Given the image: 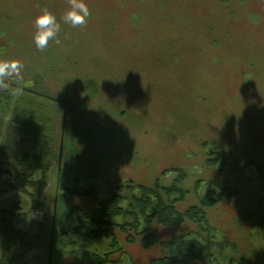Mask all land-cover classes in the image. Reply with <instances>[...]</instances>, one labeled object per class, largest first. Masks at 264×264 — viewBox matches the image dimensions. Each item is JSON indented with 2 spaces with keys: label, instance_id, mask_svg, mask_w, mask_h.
<instances>
[{
  "label": "rangeland",
  "instance_id": "1",
  "mask_svg": "<svg viewBox=\"0 0 264 264\" xmlns=\"http://www.w3.org/2000/svg\"><path fill=\"white\" fill-rule=\"evenodd\" d=\"M84 2L91 16L86 26L73 28L62 19L68 0H0V61L24 65L22 79L13 70L3 80L71 104L66 125L65 110L41 100L50 108L45 113L57 139V159L37 197L41 203L49 200L50 213L31 214L19 228L42 235L44 246L13 258L0 250V264L50 263L40 259L48 251L51 208L55 204L56 216L65 187H92L103 201L110 196L109 185L129 179L150 185L160 178L168 185L178 174L161 173L173 169L186 173L182 186L189 191L177 205L179 212L197 205L209 190L219 192L218 186L236 192L207 211L214 246L206 248L205 264H264L259 226L264 218V0ZM45 8L61 25L60 43L50 40L40 51L35 19ZM88 81L95 87H83ZM26 151L38 153L32 145ZM211 158L216 163L208 164ZM42 177L38 172L34 179ZM5 179L0 176V209L20 200L28 211L33 191L4 190ZM69 206L94 211L88 199H73ZM80 223L73 212L63 228ZM197 231L188 221L149 227L159 242ZM115 232L135 264L165 255L159 245L144 249ZM110 241L96 242L90 254L107 251ZM119 258L112 254V260ZM88 262L96 264L85 255L63 260Z\"/></svg>",
  "mask_w": 264,
  "mask_h": 264
},
{
  "label": "trees",
  "instance_id": "2",
  "mask_svg": "<svg viewBox=\"0 0 264 264\" xmlns=\"http://www.w3.org/2000/svg\"><path fill=\"white\" fill-rule=\"evenodd\" d=\"M93 83L88 81L83 87H95ZM3 85L0 87V176H5L6 179L2 184L4 190L20 194H27L28 190H32L34 193L30 195L32 202L28 211L24 209L26 204H22L20 200L8 208L0 209V250L13 258L17 257L19 252L22 255L36 253L45 243L42 241V235L19 228L20 224L27 223L31 214L50 213L49 200L41 198L44 201L41 203L37 197L48 183L47 173L57 159V139L53 121L45 113L46 109L50 108L41 100L51 101L54 106L62 107L66 112V125L71 122L67 115L71 104L69 101L58 102L52 97L41 95L36 89L20 88L4 80ZM29 145L35 146L38 153H28L26 147ZM209 162L216 163V159H207L208 164ZM7 165H12V169L6 168ZM62 171L64 172L60 169V175ZM171 171L178 175L168 185H163L160 178L150 185L132 179L109 185L110 196L103 201L98 200L97 192L92 187L82 190L76 189V186L73 189L65 187L66 193L57 197L56 216L53 211L55 204L51 208L52 224L48 251L40 261L46 259L48 263L51 253L50 264H65L64 259L77 260L80 255L89 256L96 264H119L122 262V256L126 258V261L123 259V264H135L133 257L121 247L118 233L115 232L118 230L129 244L139 243L144 249L159 245L165 251L163 257L152 260L150 264H205L206 248L214 246L207 211L222 203L225 197L236 195V192L228 193V187L218 186L219 192L209 190L199 198L197 205L179 212L177 205L184 202L189 194L182 186L186 173L173 169L163 171L161 176ZM38 172L43 173V177L35 180ZM73 199L90 200L94 211L88 213L81 207H70L69 201ZM67 203L68 211L65 216ZM73 212L80 215V225L75 228H63ZM116 218H122V221L117 222ZM187 221L197 225L198 231L161 242L149 232L152 224L171 228ZM259 226L263 231L264 218L259 220ZM67 235H70L69 239L65 238ZM198 235H204L202 240L192 239ZM109 239L111 241L107 251L102 254H90L96 242ZM114 253L120 254L116 261L111 259Z\"/></svg>",
  "mask_w": 264,
  "mask_h": 264
},
{
  "label": "clouds",
  "instance_id": "3",
  "mask_svg": "<svg viewBox=\"0 0 264 264\" xmlns=\"http://www.w3.org/2000/svg\"><path fill=\"white\" fill-rule=\"evenodd\" d=\"M70 5L62 17L64 23L69 24L73 28L84 27L87 25L91 16V11L84 0H68ZM35 27L37 32L34 36L37 49L44 51L49 46V41L54 40L59 44L58 33L61 30V25L54 13L46 8L42 9V14L35 19ZM23 63L16 60L0 61V87H3V78L9 75L13 70L20 71V79H22Z\"/></svg>",
  "mask_w": 264,
  "mask_h": 264
},
{
  "label": "water",
  "instance_id": "4",
  "mask_svg": "<svg viewBox=\"0 0 264 264\" xmlns=\"http://www.w3.org/2000/svg\"><path fill=\"white\" fill-rule=\"evenodd\" d=\"M62 141H63V138H62ZM62 141H61V147H60V157H59L60 159H59V163H58L59 164L58 165L59 166V170H60V162H61V156H62V150H63V142ZM50 258H51V253L49 255V261L51 260Z\"/></svg>",
  "mask_w": 264,
  "mask_h": 264
},
{
  "label": "flooded vegetation",
  "instance_id": "5",
  "mask_svg": "<svg viewBox=\"0 0 264 264\" xmlns=\"http://www.w3.org/2000/svg\"><path fill=\"white\" fill-rule=\"evenodd\" d=\"M58 102H63V101H59V100H57ZM65 125V124H64ZM62 138H63V135H62ZM63 142V141H62ZM56 202H57V200H56Z\"/></svg>",
  "mask_w": 264,
  "mask_h": 264
}]
</instances>
